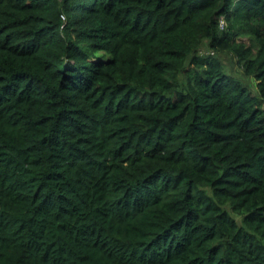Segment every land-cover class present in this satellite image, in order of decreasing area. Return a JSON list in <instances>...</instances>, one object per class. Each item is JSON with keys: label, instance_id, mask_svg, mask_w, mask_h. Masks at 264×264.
Instances as JSON below:
<instances>
[{"label": "trees", "instance_id": "1", "mask_svg": "<svg viewBox=\"0 0 264 264\" xmlns=\"http://www.w3.org/2000/svg\"><path fill=\"white\" fill-rule=\"evenodd\" d=\"M0 264H264V0H0Z\"/></svg>", "mask_w": 264, "mask_h": 264}, {"label": "rangeland", "instance_id": "2", "mask_svg": "<svg viewBox=\"0 0 264 264\" xmlns=\"http://www.w3.org/2000/svg\"><path fill=\"white\" fill-rule=\"evenodd\" d=\"M243 40L248 41L247 39H243ZM220 57H221L222 61L225 62L229 72H233L237 75L241 74L240 67H238V65L235 64L236 61L233 59V57L231 55L222 54V55H220ZM244 80L250 84V88L255 92V94L258 93L256 83H255V80L253 78H244Z\"/></svg>", "mask_w": 264, "mask_h": 264}, {"label": "built area", "instance_id": "3", "mask_svg": "<svg viewBox=\"0 0 264 264\" xmlns=\"http://www.w3.org/2000/svg\"><path fill=\"white\" fill-rule=\"evenodd\" d=\"M225 24H226L225 19L221 18V21H220L221 27L224 28Z\"/></svg>", "mask_w": 264, "mask_h": 264}]
</instances>
